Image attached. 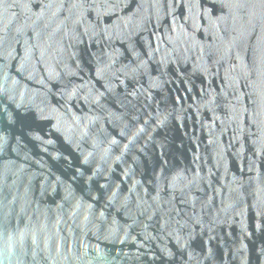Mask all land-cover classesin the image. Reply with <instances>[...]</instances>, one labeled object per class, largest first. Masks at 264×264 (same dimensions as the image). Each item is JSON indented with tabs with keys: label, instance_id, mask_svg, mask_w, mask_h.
Returning a JSON list of instances; mask_svg holds the SVG:
<instances>
[{
	"label": "water",
	"instance_id": "95a60500",
	"mask_svg": "<svg viewBox=\"0 0 264 264\" xmlns=\"http://www.w3.org/2000/svg\"><path fill=\"white\" fill-rule=\"evenodd\" d=\"M0 264H264V0H0Z\"/></svg>",
	"mask_w": 264,
	"mask_h": 264
}]
</instances>
